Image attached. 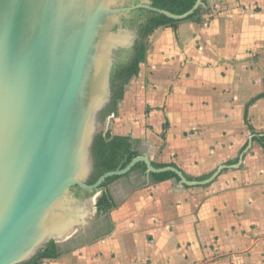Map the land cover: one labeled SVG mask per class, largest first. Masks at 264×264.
<instances>
[{"label": "crops", "instance_id": "obj_1", "mask_svg": "<svg viewBox=\"0 0 264 264\" xmlns=\"http://www.w3.org/2000/svg\"><path fill=\"white\" fill-rule=\"evenodd\" d=\"M200 8L199 21L147 38L110 118L115 136L177 178L124 175L91 234L82 226L40 264H264V0Z\"/></svg>", "mask_w": 264, "mask_h": 264}, {"label": "water", "instance_id": "obj_2", "mask_svg": "<svg viewBox=\"0 0 264 264\" xmlns=\"http://www.w3.org/2000/svg\"><path fill=\"white\" fill-rule=\"evenodd\" d=\"M130 1L0 0V264H25L51 241L77 236L108 178L140 162L150 176L179 174L139 157L87 184L95 138L107 132L98 117L111 101L115 55L134 41L122 17L144 8L178 23L202 3L175 16L125 8ZM74 187L91 197L78 201Z\"/></svg>", "mask_w": 264, "mask_h": 264}, {"label": "trees", "instance_id": "obj_3", "mask_svg": "<svg viewBox=\"0 0 264 264\" xmlns=\"http://www.w3.org/2000/svg\"><path fill=\"white\" fill-rule=\"evenodd\" d=\"M152 8L161 11H166L175 16H183L192 11L197 5L198 0H151ZM203 9L199 8L185 21H199L202 15ZM148 25L144 29V37L149 38L154 32L160 28L172 26L177 21L170 19L164 15L150 12L148 13ZM147 54V47L145 43H142L138 47L137 56L131 63V65L125 69L124 76L121 81L113 89L112 99L108 106L101 114L100 122L104 123L109 118L115 116L118 113L119 104L124 99L125 88L137 77L140 73V66L145 62ZM256 140L264 149V136L256 137ZM139 142L132 140L129 137L115 136L111 130L106 133H100L94 141L93 145V172L89 177L87 184L89 186L95 185L100 178L108 173L125 170L131 165V163L140 157V153L137 150ZM153 167L157 170L173 168L175 165H160L153 163ZM147 172V166L144 162L138 163L130 173ZM128 173V174H130ZM121 176H114L108 178L102 185V194L97 199L96 209L98 212H107L115 207L112 198L109 195L108 188L113 183L118 181ZM177 178L176 174L167 171L153 175V180L156 183L164 182L170 179ZM189 180H192L188 178ZM60 256V250L54 241H51L46 245L32 260L25 264H40L46 259H57Z\"/></svg>", "mask_w": 264, "mask_h": 264}, {"label": "flooded vegetation", "instance_id": "obj_4", "mask_svg": "<svg viewBox=\"0 0 264 264\" xmlns=\"http://www.w3.org/2000/svg\"><path fill=\"white\" fill-rule=\"evenodd\" d=\"M145 6L152 7V1L151 0H131L125 6V8H135V7H145ZM150 12L152 11L144 9V8H137L122 17V21H121L122 28L124 30L132 31L135 36H134V41H133L132 46L118 51L115 55L116 62L110 74L111 99H112V92H113L114 87L116 86V84L119 83V81L122 80L125 69L128 68L133 62V60L136 58L139 45L142 43H145L146 38L144 37L143 33H144V29L148 25V22H149L148 13ZM118 28L119 27H117L116 29ZM102 112L100 113L98 117L99 121L101 119ZM71 191H72L74 198H76L78 201L82 203L86 202L91 197V193L89 191L84 190L80 187H74L72 188ZM96 222L97 220H93L91 227L88 228L86 232L88 235L91 234V231H92L91 229L93 228V226H97Z\"/></svg>", "mask_w": 264, "mask_h": 264}, {"label": "rangeland", "instance_id": "obj_5", "mask_svg": "<svg viewBox=\"0 0 264 264\" xmlns=\"http://www.w3.org/2000/svg\"><path fill=\"white\" fill-rule=\"evenodd\" d=\"M145 45H146V47H148V39L146 38L145 39ZM101 123V122H100ZM102 124V130H107V131H109V130H111L112 131V133L114 134V132H113V125H112V123H111V119L109 118L108 120H106L104 123H101ZM100 197V196H99ZM96 215H97V210H96V207L92 210V212H90V214L87 216V218H86V224H85V226H83V227H88V228H90L91 227V225H92V222H93V220H97V218H96ZM80 228L81 227H78V228H76V232L77 231H80ZM78 229V230H77ZM78 233V232H77ZM74 238V237H73Z\"/></svg>", "mask_w": 264, "mask_h": 264}, {"label": "bare ground", "instance_id": "obj_6", "mask_svg": "<svg viewBox=\"0 0 264 264\" xmlns=\"http://www.w3.org/2000/svg\"><path fill=\"white\" fill-rule=\"evenodd\" d=\"M89 208H90V212L92 211V205L89 204ZM87 211H89V209H87ZM89 213V212H88ZM73 219H71L69 222H71ZM63 230V227L60 229V232L61 233Z\"/></svg>", "mask_w": 264, "mask_h": 264}]
</instances>
